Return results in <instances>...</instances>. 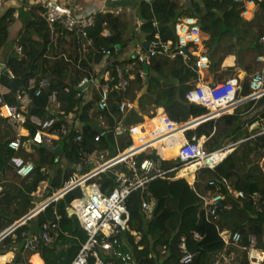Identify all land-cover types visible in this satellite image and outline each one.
<instances>
[{"label":"trees","instance_id":"1","mask_svg":"<svg viewBox=\"0 0 264 264\" xmlns=\"http://www.w3.org/2000/svg\"><path fill=\"white\" fill-rule=\"evenodd\" d=\"M242 9V3L232 0H139L136 16L147 43L156 34L163 41H175L174 21L182 16H195L202 32L208 35L203 43L211 54L209 63L212 68L220 66L224 55L233 53L236 55V64L247 70L259 53L258 39L264 33V0L258 1V7L249 19L241 16ZM43 10L41 5H32L27 10L9 7L0 12V49L6 44L9 29L17 20L14 15L16 11L18 20L22 22L15 39L16 45L21 47V54H14L6 60L11 76L1 75L0 86L7 88L3 94L4 100L13 104L16 100L12 83L17 91L25 89L30 78H46L48 91L39 95H34L32 90L28 92V98L32 102L29 115L44 118L50 96L54 93L58 103L57 127L66 128L67 133L54 143V146L60 145L58 152L42 145L32 146L33 152H26L24 149L20 151V156L33 161L35 167L28 176L13 175L4 184L0 195V234L36 207L38 198L34 193L42 182L48 183L42 197L45 200L72 178L91 170L92 165L88 159L92 153L110 150L111 146H114L116 153L128 148L131 137L127 133L120 136L117 144L114 140L115 125L118 121L122 122L125 116L126 127L143 122V116L151 118L144 122L143 133L133 135L135 144L139 147L153 139L158 119L152 117L155 116L158 105L163 106L164 112L175 122H183L207 112L205 107L188 103L185 99L186 92L198 81L193 56L171 59L165 54H158L151 58L149 64H145L134 57L136 53L138 55L145 52L144 47L139 44L138 52L120 61L119 57L135 39L133 32L127 34L131 18L122 13L97 12L94 24L87 29L85 38L78 31L71 32L74 34L75 56L69 53L65 58L52 45V39L55 35L65 36L69 32L59 25L51 27L41 16ZM164 16H169L171 20L165 21ZM155 17L162 22L158 29L152 26ZM104 32L109 35L105 36ZM77 47L80 50L78 54ZM106 50L110 52L108 56L104 53ZM104 57L105 66L98 73L108 72L109 76L114 77L112 85L119 80L126 81L127 85L124 88H114L109 93L107 108L101 111L97 107L99 90L107 81L97 79L93 71ZM126 66L129 67V76L123 73V67ZM144 73L147 75L146 79L143 77ZM84 77L91 84L96 83L88 101L83 99L87 86L79 88ZM249 92V82L245 80L238 96H246ZM122 101L132 102L135 107L123 115L119 111ZM161 111L162 108L159 107L158 112ZM69 114L73 115L71 121L68 119ZM231 116L235 120L233 128L229 114H224L215 121L206 120L185 132L188 138L204 136L206 139L203 145L206 149L233 146V150L214 170L202 168L197 171L192 185L184 178H178L180 176L175 171L173 174L155 177L142 191L133 192L127 199L130 231L124 234V239L125 249L131 253L133 264H181L179 245L182 238L187 250L194 253L193 259L187 264H215L221 259L222 253L229 258L224 264H249L244 248L251 242L256 249L264 252V172L259 165L264 156V95L255 104L249 101L237 106ZM99 117L103 118L104 126ZM256 121L260 125L250 129ZM75 122L80 126L76 127ZM4 125L9 127L0 118V127ZM27 126L32 133L35 131L32 124ZM10 138H0V183L12 156V151L7 147ZM182 141L183 136L178 132L174 137L163 138L152 144L166 159L176 156ZM216 145L218 147L215 148ZM149 146L146 144L142 148L146 150ZM146 156L147 153L141 152L135 158ZM63 162L67 165H63ZM176 166V158L160 161L162 170ZM115 169L127 171L125 165L116 164L89 181H97L103 190H110L116 185L113 175ZM171 174L176 179L168 178ZM221 178H225L234 190L242 191L244 197L229 194L225 185H222L221 203L228 204L230 208L219 209L215 218L208 220L201 209L199 196L214 191L215 188L208 185L209 180L220 183ZM81 194L80 187L69 190L0 239V254L18 249L14 260L8 264L27 263L29 256L34 253L40 255L44 264H69L86 240V233L75 216H67L65 203L69 204ZM253 196H259L256 202ZM142 201L157 203V207L154 211L147 212L141 207ZM52 223L57 224V229L50 231L49 242H43V226ZM31 224L35 227L32 248L25 246L32 237L27 236ZM235 232L240 234L238 244L225 246L221 234L230 237ZM34 261L38 262V259ZM114 264L121 263L114 260Z\"/></svg>","mask_w":264,"mask_h":264},{"label":"built area","instance_id":"2","mask_svg":"<svg viewBox=\"0 0 264 264\" xmlns=\"http://www.w3.org/2000/svg\"><path fill=\"white\" fill-rule=\"evenodd\" d=\"M104 2H117L119 0H101ZM233 2L242 3L243 9L242 17H249L258 6L260 0H232ZM3 0H0V8H2ZM43 12L42 18L52 27L59 25L68 32L78 31L82 37L87 36V29L94 24V15L96 11H80L72 9L66 5L57 3L55 0H41ZM165 21H170L169 16H164ZM162 22L158 17L152 21V26L158 29ZM173 32L175 34V41H163L158 34L148 43V48L143 53L137 55L138 61L149 64L152 57L158 54H165L173 59L181 56L186 59L188 55L193 56L194 69L199 73L202 69L209 66V58L203 49L204 33L201 30L200 22L195 16H182L177 18L173 23ZM108 36L109 33H104ZM259 53L255 57V63L247 70L225 77L222 81L215 83H200L197 82L185 94V99L188 103L203 106L207 112L195 118H189L183 122H175L168 117L163 111L156 114L158 119V126L155 130L153 139L146 151L142 146L137 147L134 141V134L143 133L144 122L135 123L126 127L129 130L132 144L123 151L117 153L108 159L97 163L88 172L72 178L65 186L46 198L42 203L37 205L38 208L34 213L41 210L45 205L52 201H57L69 190L80 187L81 195L74 198L70 203V207L77 218L81 228L86 233V240L81 244L77 254L69 264H114V260L121 264H133V257L131 253L125 249L126 242L124 234L130 231L129 212L127 209V199L136 191H142L146 184L155 177H161L168 173L176 172L181 168L192 167V172H197L202 168L214 170L227 156L230 150L229 146L206 149L203 145L204 136L191 138L186 137L185 132L195 128L201 122L206 120H216L222 114L233 113V110L246 102L257 101L264 95V33L258 39ZM16 53L21 54V47L16 48ZM105 55L110 54L106 50ZM91 80V79H90ZM107 84L103 85L99 90V100L97 107L99 110L107 108V101L109 93L114 88H124L127 82L124 80L115 81L112 76L104 78ZM245 80L249 82V94L243 97L238 96V91L241 90L242 84ZM89 81L84 77L80 83ZM32 90L34 95H39L44 91L49 90V84L46 78H30L25 89L17 90L15 92L16 103H8L3 98V93L0 91V118L3 119L13 130V136L7 141V147L12 151V156L9 159V167L4 170V177L0 183V195L3 191L4 184L8 183L13 175L19 177H26L34 170V163L31 160H25L20 156V151L29 146H47L54 147V143L59 141L61 137L67 133L66 128L57 127L59 119L58 111L53 107L57 104L54 93L50 96L49 106L47 107L46 115L42 119L30 117L29 109L32 106L31 100L28 98V92ZM134 104L128 101H122L119 104V111L124 115L127 110L132 109ZM69 114L68 117H70ZM101 125L105 122L102 117H99ZM35 126V131L32 133L27 126L28 124ZM180 132L183 136V141L178 148L176 158L177 166L169 170H162L160 167L161 160H167L160 155L161 159H153L151 157H143L136 159L135 156L141 152H149L154 145V141L174 137ZM264 132V130L262 131ZM125 131L121 129V121L115 125L114 140L117 144L119 138ZM79 139V137H78ZM98 137H95V141ZM264 161V157H262ZM116 164H123L127 171L113 170L116 185L110 190H103L97 181H89L97 174L112 168ZM194 167V168H193ZM171 175L168 177L170 178ZM209 186L215 189L213 192L206 195H200L201 209L205 218L210 220L215 218L219 209H229L228 204L221 203L223 195L220 192L221 186L225 185L229 194L235 197L242 198L244 193L240 190H234L225 178H221L220 183L216 180H209ZM253 200L259 196H253ZM48 201L44 204V202ZM141 207L143 210L150 212L153 204L148 201H142ZM260 210V209H259ZM33 213V214H34ZM21 224V223H20ZM19 224V225H20ZM57 229V224L44 225L41 232V240L49 242L51 239L50 231ZM195 237H198L195 234ZM225 246L230 244H238L240 241V234L233 233L230 237L226 234H221ZM35 236L28 239L26 247H33ZM181 250V264L191 262L194 253L186 248L184 238L180 243ZM246 250L249 264H264V260H259L255 253H263L256 249L251 244L244 248ZM102 255V256H101ZM220 258L226 260L224 253ZM25 264V263H20ZM27 264H35L27 263Z\"/></svg>","mask_w":264,"mask_h":264},{"label":"crops","instance_id":"3","mask_svg":"<svg viewBox=\"0 0 264 264\" xmlns=\"http://www.w3.org/2000/svg\"><path fill=\"white\" fill-rule=\"evenodd\" d=\"M55 1L59 4L66 5V6L72 8V9H75L77 11L80 10L81 12L90 10V11H96V12H101V13H105V12L122 13V14H125L126 16H128L129 18H131L130 20L132 22L130 23V25L128 27L127 34L133 32L135 35V39L130 42L128 48L119 57L120 61L127 59L132 54H135L136 52H138V45L139 44L142 45V42H145V35L143 34L142 31H140V21L136 16V8H137V4H138L139 0H119L117 2H110V1L104 2L101 0H55ZM2 3H3V5H2V8H0V12H3L4 10H6L9 7L16 8L17 10L20 7H22L24 10H27L32 5H41V0H3ZM14 15L17 18V20L13 23V25L9 29V33H8L9 38L11 37V35L13 37H17V35H18V33L22 27V22L18 20V11H16ZM245 19H249V18H245ZM104 33H108V32H104ZM73 36H74V34L69 32L65 36H63L62 34L55 35V37L52 39V45L55 46L56 48H58V50L60 52H62V56H64L65 58L68 56L69 53H71L72 56H75V51H74L75 43L73 40ZM207 37H208V35L204 33V40ZM258 46H259V42H258ZM17 47L18 46L16 45V43L14 45H10V46H6V44H5L0 49V62L5 65L6 69H7V67H6L5 62L10 56H13V54H17L16 53ZM199 49H203L206 52L208 58L211 60V58H210L211 54H210V52H208V48L204 45V43H203V47L199 48ZM79 52H80V50L77 47V54ZM52 53L53 52L51 49V54ZM251 58L253 59V56H251ZM105 63H106V57L103 58V61L100 63V65H98L97 67L94 68L93 75H96L97 79H100V78L104 79L107 76L108 72L107 73L104 72L103 74L98 73L99 70L105 66ZM254 63H255V59H254ZM128 68H129L128 66L123 67V73H125L126 76H129L127 74ZM243 71L244 70L241 69L236 64V55L233 53H230V54L224 55L220 66L216 67L215 69L212 68L210 63H209V66L207 68L202 69L198 73V81L197 82L215 83L218 81H222L227 76L234 75V74H232V72H235V74H236V73L243 72ZM97 73H98V76H97ZM90 84L91 83L89 82V85L87 86V91L84 93V96H83L84 101H88L91 98L92 91L95 88L94 85L96 83L91 84V85ZM0 91H2V93L4 94L7 91V88L0 86ZM255 102H257V101H253V104H255ZM53 107L57 110L58 103L54 104ZM159 107L162 108L161 112L164 111V107L161 105H158L156 107V110H155V116L152 118H156V114L160 113V112H158ZM228 114H229V118L232 121L231 128H233L235 125V120L231 116L232 113H228ZM72 116L73 115L71 114V116L68 117L69 121H71ZM146 119H151V118H149L148 116H143V122H145ZM75 123H76V125H75L76 127L80 126V124H78V122H75ZM259 125H260L259 121H256L253 125H251L250 129L257 128ZM4 126L6 128H4ZM4 126L0 127V138L5 139L8 137H12L13 130L10 128V126L9 127H7L6 125H4ZM223 133H221V134H223ZM221 134H219V136L217 138V142L219 141ZM204 139H206V138L204 137ZM131 143H132V141H131ZM228 146L230 147L232 145H228ZM232 148H233V146H232ZM24 150L26 152H33L32 146H29V145H26ZM104 153L108 154V150L96 151L89 156L88 161L92 165V168L97 163H99L105 159L111 158V156L105 157ZM259 165L264 172V161H262V159L259 161ZM195 173L193 172L194 178H193L192 183L188 182L190 185H192L195 181V177H196ZM173 179H176V178H173ZM184 179L186 180V178H184ZM47 187H48V183L42 182L39 185L37 191L34 193V196L37 198H42L43 194L47 190ZM42 202H38L36 204V206ZM34 229H35V227L31 224L30 225V231H29V234L27 236H31V235L33 236L34 235ZM17 253H18V249H15V251H10L8 253L0 254V264L11 263L14 260ZM36 258L38 259V262L34 261V259H36ZM226 258H227L226 260L220 259L215 264H224L229 259L228 257H226ZM32 262H34L35 264H44L43 259L40 257V255L38 253H34V254H31L29 256L27 263H32ZM27 263H25V264H27Z\"/></svg>","mask_w":264,"mask_h":264},{"label":"water","instance_id":"4","mask_svg":"<svg viewBox=\"0 0 264 264\" xmlns=\"http://www.w3.org/2000/svg\"><path fill=\"white\" fill-rule=\"evenodd\" d=\"M142 46L144 47V49L146 50L148 48V43L145 41V42H142ZM14 56V54H13ZM134 57H137V54L134 55ZM1 75H6L8 77H10V72L5 68V65L3 63L0 62V76ZM143 77L146 79L147 75L146 73L143 74ZM12 87H13V92H16V88L14 86V84L12 83L11 84ZM89 85V81H86L84 82L83 84H81L79 86L80 89H83L84 87L88 86ZM126 119H127V116L124 117V119L122 120V123H121V129H123L125 131V133L129 134V130L125 127V123H126ZM51 150L53 152H58L60 150V145L57 144L56 146L52 147ZM233 150L232 146H230V150L229 152L227 153V155ZM147 156L148 157H151L153 159H161L160 155L158 154V149L155 148V147H152L150 149L149 152H147ZM48 201L44 202L47 203ZM157 207V203H154L153 204V207H152V211H154ZM38 208H34L28 215H26L25 217L21 218L20 220L16 221L13 223V225L11 227H9L7 230H5L2 234H0V239H2L5 235H7L8 233H10L16 226H18L20 223L24 222L27 220V218L29 216H31ZM65 210L67 212V216L69 218H72L74 216V213L72 211V208L70 207V205L68 203H65Z\"/></svg>","mask_w":264,"mask_h":264},{"label":"rangeland","instance_id":"5","mask_svg":"<svg viewBox=\"0 0 264 264\" xmlns=\"http://www.w3.org/2000/svg\"><path fill=\"white\" fill-rule=\"evenodd\" d=\"M183 1H184V0H181V2H183ZM257 7H258V6H257ZM256 9H257V8H256ZM256 9H255V10H256ZM255 10H254V11H255ZM253 13H254V12H253ZM253 13L251 14V16H249V17L247 16V17H244V18H250V17H252ZM19 21H20V19H19ZM16 38H17V37H13L12 35H11L10 38L8 37V40H7V42H6V46L14 45V44H15V41H16V40H15ZM232 74H235V72H232ZM145 121H146V120H145ZM127 137H128V136H127ZM131 144H132V143L127 144V147H128L129 145L131 146ZM214 147L216 148V147H218V146L216 145V146H214ZM111 148H112V149L108 150V154H105V153H104V154H105V157L112 156V155H114V154L116 153V149L114 148V146H111ZM205 148H206V147H205ZM147 150H148V148L146 149V151H147ZM166 159L168 160V159H175V158L172 157V158H166ZM176 162H178V161L176 160ZM63 165H67V163H66V162H63ZM193 168H194V167H193ZM176 172H177V171H176ZM174 173H175V172H174ZM172 174H173V173H172ZM172 174H171L170 179H173V178H172ZM195 174H197V172H196ZM185 177H186V178H189V177H187V176H185ZM185 177H184V178H185ZM178 178H183V177H178ZM193 178H194V177H193ZM193 178H192L191 180H187V179H186V181L189 182V183H192ZM43 200H44L43 198H38L36 201H37V202H39V201L42 202ZM101 256H102V255H101Z\"/></svg>","mask_w":264,"mask_h":264},{"label":"bare ground","instance_id":"6","mask_svg":"<svg viewBox=\"0 0 264 264\" xmlns=\"http://www.w3.org/2000/svg\"><path fill=\"white\" fill-rule=\"evenodd\" d=\"M222 115H224V114H222ZM177 176H180V177H185V176L189 177V176H191V178H186L185 177L187 180H191L193 178L192 167L181 168L180 170L177 171ZM255 255L259 258V260H264V252L263 253H258V254L255 253Z\"/></svg>","mask_w":264,"mask_h":264}]
</instances>
